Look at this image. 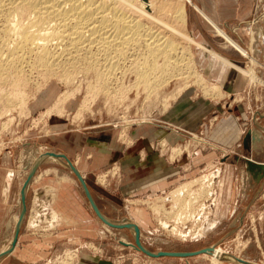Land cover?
Instances as JSON below:
<instances>
[{"label": "rangeland", "instance_id": "obj_1", "mask_svg": "<svg viewBox=\"0 0 264 264\" xmlns=\"http://www.w3.org/2000/svg\"><path fill=\"white\" fill-rule=\"evenodd\" d=\"M154 1L156 5L160 3L165 5L162 11L165 21L178 24L172 14V6L177 4L178 0ZM188 5L189 3L186 5L187 9ZM263 13L264 0H256L250 17L252 22L242 27V34L250 46V52H253L251 51L253 47L258 51L253 55L259 62L255 65L249 56H244L240 52L243 57H247L246 68L241 67V70L249 78L247 97L224 98L222 94L217 95L207 92L205 89L207 84L199 80L201 77L196 76L198 73L190 72V69L186 67V59L183 74L167 78L166 81L158 85L159 87H156L157 89L154 88L153 90L147 89L143 82L138 81L136 74L126 68V70L124 69L126 71V73L124 72L125 76L123 73H119L120 78L115 77L116 79L114 78L111 81L110 89L105 80L98 78L95 70L86 69V67L82 69L80 67H83L81 62L76 65L77 68H75V65L70 67V72H73L76 76L68 79L62 70H60L62 72L59 71V68L55 70V73L53 69L52 71L46 67L42 69L43 66H39L38 62L33 63V60L35 61L33 58L27 62L28 65L23 63L21 68L19 67L21 71L18 69L19 73L22 76L24 75L23 78L19 75L24 84L23 82L16 83L17 81L13 80V76H11L13 79L6 77L7 83L5 78V80L0 78V250L8 244L12 235V227H8L7 223L11 216L18 211L19 186L24 175V163L34 150V145L28 143L36 142L40 132L44 133L47 130V121L50 115L55 110L60 111L59 109L52 111L46 109L37 112L35 115L29 114V103L44 86L50 81L58 83L61 95L57 101L63 97L66 91H71L72 96L70 95V97H75L74 99L79 103L74 114L78 118L82 115H92V117L94 115H104L107 118V124L118 127V139L124 145L126 153H130L134 149L135 157H137L139 163L147 162L149 153L146 147L135 146L134 128L136 124L157 123L182 131L185 136L183 138L177 137L175 141L169 140L167 136H155L152 139L153 148L162 157L166 155L170 163L178 166L180 158L183 156L190 158L197 155V153H211V148L208 145L210 140L207 136L198 131L185 129L168 119V115L172 111L181 113V110L177 109L176 106L180 103L184 92L193 89V95L196 98L204 97L205 100L209 101L223 99L222 103L226 109L236 100H245L250 105V121L253 122L255 120L253 111L264 108V40L260 36L257 39L258 43L254 44L252 40L253 33L256 34L258 26H264ZM256 20L257 24H254ZM153 25L160 28L174 42L176 41L175 43L184 49L185 55L188 56L192 53L191 55L194 57L193 42L188 43L171 30L165 29L156 23H153ZM185 27L192 35L190 27ZM231 35H234V33H231ZM221 41L225 43L223 37H221ZM159 60L161 62L162 58ZM30 63L34 64V67ZM72 67L75 69L73 68V70ZM253 67L255 76H253V72L250 73ZM185 69H188V71ZM75 70L77 73L74 72ZM82 70L87 74L85 73V75ZM198 71L204 75L199 67ZM15 73L12 74L15 76ZM6 75L4 74V76ZM24 77L27 80L26 82ZM8 81L11 82V85L14 83L13 86ZM97 82L102 84L99 86ZM203 83L204 85H202ZM96 84L102 89H99ZM95 87H97L99 93L95 92L97 91ZM103 89L104 92L110 90L112 93H104ZM12 96V99L9 98ZM69 115L66 114V117ZM217 119V115L210 112V114L204 116L200 125L211 128L217 122ZM223 152L221 151V154ZM127 159L126 155V157L113 161L107 169L96 175V180L99 185L109 192L104 210L106 214L115 220L129 218L137 222L141 227L142 243L148 249L152 251H191L215 245L221 246L224 252L236 258H244L247 261L264 264V172L258 167L250 170L246 160L236 161L234 157H231L230 161L223 166L221 173L214 171L216 161L210 163V165H205L196 174L176 180L170 188L164 191L156 192L147 189L139 193L127 194L123 191V184L128 174V167L125 162ZM26 165L27 163L25 168ZM9 169L16 170L10 184L6 182V171ZM47 203L49 202H38L39 207L36 209V215L30 220L32 225H36V222L42 218L41 211L44 209L43 205H47ZM40 206L43 209H40ZM34 212L32 211V213ZM53 214L56 215L54 211H52V216ZM95 219H98L95 221L100 226L97 227L94 224L92 235L90 234L91 239L86 242H73L69 239L66 240L63 234L60 237L51 234L45 236L42 241L26 242L25 249L23 237L18 250L22 260H14L13 257H9L0 261V264H24L23 257L27 259L26 263L28 264L31 260L35 262L37 259L35 252L40 247L44 248L46 256L39 259L36 264L234 263L227 259L216 262L212 255L206 253L189 257H153L142 250L120 242L121 240L135 242L134 235L128 228L109 227L107 229L98 217L95 216ZM106 226L108 227V225ZM173 226L177 228L174 229ZM50 228L51 226H45L42 223L36 227V229ZM180 232H182V235Z\"/></svg>", "mask_w": 264, "mask_h": 264}, {"label": "crops", "instance_id": "obj_2", "mask_svg": "<svg viewBox=\"0 0 264 264\" xmlns=\"http://www.w3.org/2000/svg\"><path fill=\"white\" fill-rule=\"evenodd\" d=\"M255 4L256 0H191L188 5L187 26L190 27L192 33L194 59L207 82L221 87L224 98L248 96L249 78L241 70V67L246 68L247 57H243L236 47L217 32L216 28L217 26L222 28L250 52V46L242 34V27L252 22L250 17ZM262 18L264 19L263 14ZM254 24H257V20ZM221 37L225 39V43L221 41ZM251 51H253L250 52L252 55L258 52L254 48ZM193 94V89L184 92L180 103L176 106L181 113L172 111L168 119L185 129L198 131L207 136L210 140L208 145L211 153H197L190 158L183 156L178 166L170 163L166 155L162 157L153 148L152 139L155 136H167L169 140L175 141L177 137L185 136L182 131L157 123L136 124L134 128L135 146L146 147L149 153L147 162L139 163L134 149L126 153L124 145L118 139V127L107 124V118L104 115H94V117L82 115L80 118L74 115L79 104L74 99L75 97H69L63 101L62 112L55 110L50 115L45 134L40 132L37 141L28 144L34 145L33 148L36 150L40 149L41 153L52 151L65 154L80 171L97 205L108 218L110 217L104 210L109 192L98 184L96 175L107 169L113 161L126 157V155L128 174L123 184V191L127 194L139 193L147 189L156 192L164 191L170 188L176 180L196 174L205 165L216 161L214 171L221 173L223 166L230 161L231 157H234L236 161L253 159L264 162V108L253 111L256 120L253 122L250 121V105L245 100H236L226 109L222 103L223 99L209 101L204 97L196 98ZM60 95L58 83L50 81L29 103V114L35 115L41 110L50 109ZM210 112L217 115V122L211 128L200 125L204 116ZM66 114L69 116L66 117ZM252 129L260 130L262 138H252L249 144L245 145L246 134ZM221 151L224 152L221 154ZM51 160H42L34 173L27 189V212L18 241L13 250L4 255L0 261L9 257L22 260L18 250L23 237L24 248L26 242L42 241L45 236L51 234L59 237L63 234L66 240L73 242H86L91 239L90 234L92 235L94 224L97 227L100 226L95 221L98 220L95 216L107 229L113 227L104 223L96 214L76 174L65 164ZM25 164L19 193L27 179L28 170ZM15 171L14 169L6 171L8 184L14 178ZM39 201L49 203L43 205L44 209L40 206V209H43L42 218L36 222V225H32L30 220L36 215ZM32 211L35 212L32 213ZM52 211L56 215L52 216ZM132 222L138 224L135 221ZM41 223L51 228L36 229ZM113 228H128L131 231L130 227ZM120 242L125 244L122 240ZM45 256L44 248L36 249L37 259L35 262L31 260L30 264H36ZM23 258L24 264H28L27 259Z\"/></svg>", "mask_w": 264, "mask_h": 264}, {"label": "bare ground", "instance_id": "obj_3", "mask_svg": "<svg viewBox=\"0 0 264 264\" xmlns=\"http://www.w3.org/2000/svg\"><path fill=\"white\" fill-rule=\"evenodd\" d=\"M189 2L191 0H178V3L172 6L173 17L178 22V24H174L165 21L162 16L165 5L163 3L156 5L154 0H0V78H5L6 80H4L7 83L6 77L13 76L14 79L11 78L17 81L16 83L23 82L20 78L22 75L18 69L21 68L23 63L25 64L33 58L35 59L33 63L38 62L39 66H43L42 69L44 67L51 71L53 69L55 73V70L59 68V71L62 70L68 79L76 76L73 72H70V67L75 65V68H77L76 65L81 62L83 64V67L80 66L82 69L86 67V69L95 70L98 78L108 83V88H110L111 81L115 77H119V73H123V75L126 73L124 71L126 68L131 70V72L133 71L138 81L140 83L143 82L147 89L153 90L166 81L167 78L183 74L185 72L183 67H185L186 59V67L190 69V72H194V74L198 73L196 76L198 78L201 77L199 80L207 84L206 91L221 95L223 93L221 87L214 83L208 85L209 82H207L205 76L198 71V66L191 55L192 53L188 56L185 55L184 49L175 43L176 41L174 42L160 28H156L153 25V23H156L163 26L165 29L171 30L178 37L191 43V34H189L188 29L186 30L185 27L188 24L186 5ZM216 29L220 35L226 38L244 56H249L255 65L259 64L257 58L242 44L230 37L219 26ZM256 30V34L253 33L254 36L252 37L254 44L257 42L259 36L264 39L263 26L259 25ZM161 58L162 61L160 62L159 59ZM81 68L79 69L81 70ZM76 70L74 71L75 73H77ZM185 70L188 71V69ZM84 71L87 70L84 69ZM60 72L57 71L58 74ZM252 72L253 76H255L254 67L250 70V73ZM12 73L16 75L14 76ZM4 74L7 75L4 76ZM22 74L24 73L22 72ZM19 75L21 76L19 77ZM85 75L84 77H86ZM24 80L25 82L27 81L26 78ZM99 82L97 84L100 86L102 83ZM13 84L11 85L10 82L11 86ZM13 90L15 91V88ZM14 91L13 93H15ZM108 91L110 92V90ZM109 92L105 91L104 93L109 94ZM70 93L71 91H66L63 97L59 101H56L55 105L48 110L59 109L62 111V103L70 95L72 96ZM9 98L12 99L13 96ZM254 134L256 138H262V133L258 129H254ZM41 154L40 149H34L30 155L32 163ZM48 159L63 163L69 167L68 162L56 154L50 153L45 155L43 160ZM250 160L253 162V164L249 165L250 170L258 167L264 172V162ZM21 202L20 192L18 210L20 209ZM109 219L116 224L132 222L129 218H124L120 221L112 218ZM18 220L19 211L14 213L8 220L7 226L12 227V235L2 251L8 249L12 244ZM173 228L177 227L173 226ZM130 229L135 237L136 230L133 227ZM124 242L135 249L141 250L136 247L135 242L128 240H124ZM213 247L215 249L214 254L210 255H212L216 262L227 259L235 264H258L251 261L247 263L240 258L227 254L221 246L214 245Z\"/></svg>", "mask_w": 264, "mask_h": 264}, {"label": "water", "instance_id": "obj_4", "mask_svg": "<svg viewBox=\"0 0 264 264\" xmlns=\"http://www.w3.org/2000/svg\"><path fill=\"white\" fill-rule=\"evenodd\" d=\"M255 139L256 136L254 134V130H250L245 137L244 143L245 145L249 144V141L251 139ZM56 154L59 157H62L64 159H66V161L69 164V168L76 174V176L78 177L83 190L85 191L94 211L96 212V214L108 225L113 226V227H130V228H134L136 230V234H135V245L137 248L141 249L143 252H145L146 254L153 256V257H160V256H178V257H189V256H193V255H198V254H203V253H207V254H214V247L213 246H207V247H203L197 250H191V251H152L150 249H148L141 240V228L138 226V224L134 223V222H129V223H113L112 221H110V219L101 211V209L99 208V206L97 205L92 193L90 192L85 180L83 179L80 171L77 169V167L73 164V162L63 153H56V152H46V153H42L41 155H39L32 163V160H30V157L26 160V168L28 170L27 173V179L25 181V183L22 186L21 189V206H20V211H19V220L16 224L15 227V234H14V239L12 244L10 245V247L8 249H6L5 251H2L0 253V259L8 254L9 252H11L13 250V248L15 247L17 241H18V237H19V233L20 230L22 228V224L24 222L25 216H26V212H27V203H26V196H27V189H28V185L34 175V173L36 172V170L38 169L40 163L42 162V160L44 159L45 155L48 154ZM247 162L249 163V165L253 164V162L250 159H247ZM123 243H125L123 241ZM241 259V258H240ZM241 260H244V258H242ZM247 263H250V261L244 260Z\"/></svg>", "mask_w": 264, "mask_h": 264}]
</instances>
